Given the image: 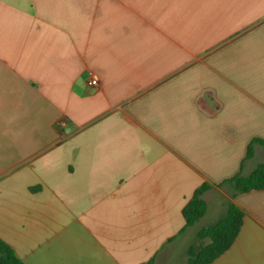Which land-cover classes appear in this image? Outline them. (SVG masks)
Here are the masks:
<instances>
[{
	"label": "crops",
	"instance_id": "crops-1",
	"mask_svg": "<svg viewBox=\"0 0 264 264\" xmlns=\"http://www.w3.org/2000/svg\"><path fill=\"white\" fill-rule=\"evenodd\" d=\"M252 139L264 0H0V239L21 264H187L229 202L211 264H264V190L218 186L264 164Z\"/></svg>",
	"mask_w": 264,
	"mask_h": 264
},
{
	"label": "trees",
	"instance_id": "trees-1",
	"mask_svg": "<svg viewBox=\"0 0 264 264\" xmlns=\"http://www.w3.org/2000/svg\"><path fill=\"white\" fill-rule=\"evenodd\" d=\"M254 144H260L264 147L263 141L252 139L247 147L246 159L252 157ZM222 185H227L232 189V197L237 194L264 190V164L257 165L248 175L238 173L218 186ZM210 188L211 185L204 183L193 193L191 199L183 207L182 215L186 228L194 225L205 215L206 203L202 196ZM242 218V211L233 203H227L224 216L215 224L204 227L197 233L198 246L188 251L187 264H211L227 251L238 235ZM0 264H21L12 248L1 239ZM145 264L154 263L153 260H150Z\"/></svg>",
	"mask_w": 264,
	"mask_h": 264
},
{
	"label": "built area",
	"instance_id": "built-area-1",
	"mask_svg": "<svg viewBox=\"0 0 264 264\" xmlns=\"http://www.w3.org/2000/svg\"><path fill=\"white\" fill-rule=\"evenodd\" d=\"M88 85L92 86V87H96L98 85V80L96 78H92ZM64 126V121H60L57 123V127L62 128Z\"/></svg>",
	"mask_w": 264,
	"mask_h": 264
}]
</instances>
